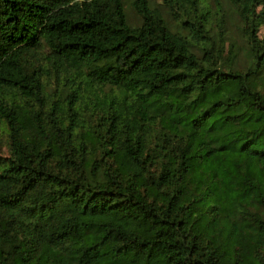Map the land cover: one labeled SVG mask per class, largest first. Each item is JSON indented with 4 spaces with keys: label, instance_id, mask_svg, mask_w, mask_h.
Returning a JSON list of instances; mask_svg holds the SVG:
<instances>
[{
    "label": "trees",
    "instance_id": "16d2710c",
    "mask_svg": "<svg viewBox=\"0 0 264 264\" xmlns=\"http://www.w3.org/2000/svg\"><path fill=\"white\" fill-rule=\"evenodd\" d=\"M200 1L0 0V264H264V0Z\"/></svg>",
    "mask_w": 264,
    "mask_h": 264
},
{
    "label": "rangeland",
    "instance_id": "374dc122",
    "mask_svg": "<svg viewBox=\"0 0 264 264\" xmlns=\"http://www.w3.org/2000/svg\"><path fill=\"white\" fill-rule=\"evenodd\" d=\"M152 3V6L156 7L158 10L161 11L163 17L169 22V23H175L173 14H169L168 8L166 4L164 3V0H150ZM228 0H201L199 3V7H208V10L212 15L218 11L219 15L220 12L223 10V20L224 23L227 25V28H234V23L232 22L234 20V17L232 15L231 9L228 7ZM124 2V8L125 13L127 15V20L131 25H137L140 22L139 16L136 14L135 10L131 6L132 0H123ZM213 15V16H214ZM216 16V15H215ZM218 16V15H217ZM219 19L215 20L212 18L211 25L216 26ZM213 26V28H215ZM264 32V24L259 28L258 33L262 34ZM54 78L51 77L46 80L47 85H49L48 89L50 90L51 87H54L55 84ZM7 132L6 130L0 129V156H6L8 152L7 148Z\"/></svg>",
    "mask_w": 264,
    "mask_h": 264
}]
</instances>
